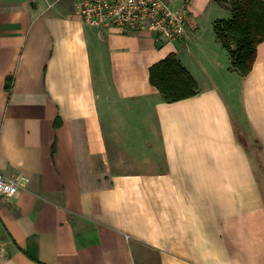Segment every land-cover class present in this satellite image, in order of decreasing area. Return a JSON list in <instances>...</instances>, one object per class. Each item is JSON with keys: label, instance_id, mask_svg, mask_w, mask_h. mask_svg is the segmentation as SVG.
Returning a JSON list of instances; mask_svg holds the SVG:
<instances>
[{"label": "crops", "instance_id": "crops-1", "mask_svg": "<svg viewBox=\"0 0 264 264\" xmlns=\"http://www.w3.org/2000/svg\"><path fill=\"white\" fill-rule=\"evenodd\" d=\"M181 37L88 25L73 0H0V264H264V39L244 75L190 0ZM209 21V27L206 26ZM195 94L165 101L148 79L169 53ZM117 160L140 166L117 171Z\"/></svg>", "mask_w": 264, "mask_h": 264}, {"label": "trees", "instance_id": "trees-1", "mask_svg": "<svg viewBox=\"0 0 264 264\" xmlns=\"http://www.w3.org/2000/svg\"><path fill=\"white\" fill-rule=\"evenodd\" d=\"M230 11L227 19H215L216 38L231 58V66L242 75L253 64L257 44L264 39V0H216ZM148 79L165 101L191 96L197 84L174 53L150 65Z\"/></svg>", "mask_w": 264, "mask_h": 264}, {"label": "built area", "instance_id": "built-area-1", "mask_svg": "<svg viewBox=\"0 0 264 264\" xmlns=\"http://www.w3.org/2000/svg\"><path fill=\"white\" fill-rule=\"evenodd\" d=\"M190 0H73V15L85 24L123 32L150 29L157 38L184 34L190 19ZM25 174L0 172V193L11 198L28 181Z\"/></svg>", "mask_w": 264, "mask_h": 264}, {"label": "rangeland", "instance_id": "rangeland-1", "mask_svg": "<svg viewBox=\"0 0 264 264\" xmlns=\"http://www.w3.org/2000/svg\"><path fill=\"white\" fill-rule=\"evenodd\" d=\"M209 27V21H207L206 26ZM240 140L243 142L245 147L249 150L251 156L253 157V161L255 164L256 172L259 178V181L262 184L263 190H264V167L262 164L261 159L258 156L257 153V145L252 136H250L249 133H247L245 130L244 132H241V130H237ZM141 163H134L130 160H117V171L126 172V171H134L137 169H126L128 166H140ZM141 258L139 259V264H157L155 253L150 250H144L140 251Z\"/></svg>", "mask_w": 264, "mask_h": 264}]
</instances>
